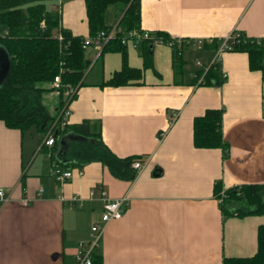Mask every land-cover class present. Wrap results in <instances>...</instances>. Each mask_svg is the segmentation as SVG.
I'll return each instance as SVG.
<instances>
[{"label":"crops","instance_id":"crops-1","mask_svg":"<svg viewBox=\"0 0 264 264\" xmlns=\"http://www.w3.org/2000/svg\"><path fill=\"white\" fill-rule=\"evenodd\" d=\"M45 7L60 13V26L72 35L88 36L84 0H47ZM140 7L141 29L188 40L180 48L182 68L176 71L171 47L153 45V68L143 69L139 80L99 86L120 69L121 54L99 57L100 50L88 45L91 63L65 122L91 121L112 155L147 157L146 165L139 172L119 168V176L100 160L65 167L52 159L50 146L38 149L42 132L33 141L28 129L0 121V188L9 195L0 201V264H73L78 242L87 241L100 220L99 189L110 198L127 197L123 216L106 223L95 251L102 264H224V258L256 251L264 213L224 217L213 186L264 184V75L249 69L245 52L228 50L219 61L221 84L194 77L215 62L228 35L264 38V0H141ZM116 21V9L108 17L106 11V24ZM196 37L203 39L201 48L192 44ZM126 52L128 65L142 68L139 48ZM9 65L0 43V84ZM59 102L52 89L40 95L50 116L58 115ZM207 108L223 111L226 157L222 148L193 144V118ZM55 163L81 167L82 174L74 171L59 183L50 173ZM74 195L81 200L70 208Z\"/></svg>","mask_w":264,"mask_h":264},{"label":"trees","instance_id":"trees-1","mask_svg":"<svg viewBox=\"0 0 264 264\" xmlns=\"http://www.w3.org/2000/svg\"><path fill=\"white\" fill-rule=\"evenodd\" d=\"M47 0H0V43L10 56L8 73L0 86V121L8 128L19 129L21 132L35 126L44 132L52 127L54 143L51 146V157L56 162L64 161L66 166H81L92 160L105 162L115 175L119 176V168L129 169L131 162L139 156L116 158L102 143L98 125L89 120L77 124L62 123L55 116H50L47 109L40 103V95L45 90L39 83H51L56 75L60 76L62 87L59 90V112L62 109L63 87L72 86L75 91L84 84L85 72L90 66L86 56V37H95L102 30L112 25L105 22V14L110 6L117 11V36L107 41L101 48L99 57L104 52H119L121 67L112 75L101 80L99 86H123L137 81L142 70L153 68L152 45L142 40L139 52L142 68L130 67L127 62L126 47L120 43V36L132 30H140L141 0H84L88 36L72 35L60 26V13L47 10ZM115 23V24H116ZM60 33L59 40L56 34ZM157 35L168 39L163 32ZM237 40L231 41L232 51L247 54L250 70H259L264 75V38L248 37L237 33ZM173 62L176 71H180L183 59L178 48L173 47ZM202 75V84L219 85L224 80L219 62L211 64L203 73H196L194 81ZM53 90V89H52ZM33 109L24 112L27 103ZM58 112V113H59ZM222 109L207 108L193 118V144L197 148H222L223 157L228 155V146L222 134ZM68 133L82 136L80 140L70 142L66 153L59 157L60 138ZM63 165V167H64ZM118 172V174H117ZM134 171L128 174L133 178ZM214 194L219 199V209L224 217L259 215L264 213V184H245L223 190L219 182L213 186ZM220 195V196H219ZM257 248L251 256L224 258V264H264V223L257 227ZM91 264H102L101 255L93 253Z\"/></svg>","mask_w":264,"mask_h":264},{"label":"built area","instance_id":"built-area-1","mask_svg":"<svg viewBox=\"0 0 264 264\" xmlns=\"http://www.w3.org/2000/svg\"><path fill=\"white\" fill-rule=\"evenodd\" d=\"M119 28L117 27V23L113 24L111 28L108 30H102L95 37H86L84 39V45H92L96 49L101 50L102 46L109 40L114 39L117 36ZM56 37L60 40L62 38L60 33L56 34ZM238 34H230L225 37L218 47L216 48V53L214 57L215 62H219L221 60L222 54L225 51L230 50L231 48V41L237 40ZM120 43L127 47L138 48L142 40L148 41L152 46L153 45H166L171 48L175 47L180 50L183 44L187 43L188 40L183 37H168V39H164L162 36L157 35L153 31H148L144 29L140 30H132L124 35L120 36ZM192 44H194L197 48H201L203 44L202 38H194ZM199 64V62H197ZM51 88L54 92L59 94V90L62 87L60 76L56 75L52 82L50 83ZM75 89L70 85H65L63 87V108L60 110L58 115L56 116V121L59 120L62 123H65L66 118L68 117L69 111L67 109V105L72 98ZM52 127L48 128L43 136L38 149L42 145L52 146L54 143V138L51 133ZM164 136V132L158 133V139H161ZM147 163V157H140L136 158L131 162V167L135 169V171L139 172ZM77 172L78 174H82L81 167L73 168H64L63 166L55 163L51 167V175L55 181L59 183H63L70 179L73 173ZM223 194V190L221 191ZM89 196H95V191L90 189ZM9 195L0 188V201H6ZM98 199L102 202V211L100 214V220L95 221L92 223L90 230V237L87 241H80L78 242L77 251L74 256V263L73 264H91L92 255L95 253L97 247L99 246V242L104 230V227L107 222L111 220L120 219L123 216L124 206L127 204V197L121 196L119 198H110L107 193L103 189H99ZM81 199L79 196L74 195L69 200V207L72 208L73 206L78 205V202ZM26 203L27 200L24 199Z\"/></svg>","mask_w":264,"mask_h":264},{"label":"water","instance_id":"water-1","mask_svg":"<svg viewBox=\"0 0 264 264\" xmlns=\"http://www.w3.org/2000/svg\"><path fill=\"white\" fill-rule=\"evenodd\" d=\"M10 66V65H9ZM9 70V68H8ZM8 70H7V73H8ZM6 73V75H7ZM6 77V76H5ZM5 79V78H4ZM4 81V80H3ZM3 84V83H2ZM0 84V86L2 85ZM83 137L82 136H79V135H74V134H71V133H68L64 136H62L60 138V143H59V149H58V153L57 155L59 157L62 156V154H64V152L66 151L67 147L69 146V142L72 141V140H78V139H82Z\"/></svg>","mask_w":264,"mask_h":264},{"label":"rangeland","instance_id":"rangeland-1","mask_svg":"<svg viewBox=\"0 0 264 264\" xmlns=\"http://www.w3.org/2000/svg\"><path fill=\"white\" fill-rule=\"evenodd\" d=\"M114 6H110L108 9H107V17L112 13V11H114ZM111 17V16H110ZM44 83H39L38 85H43ZM49 108V105L47 106ZM33 109V105L32 103H27L26 106L24 107V112H29L30 110ZM56 122V119L54 121V123ZM26 135H32L33 136V141H35L37 138H38V132H37V129L35 126H31L26 132H25ZM224 194V192H223ZM223 194H220V195H223ZM219 195V196H220ZM218 199H221L218 197Z\"/></svg>","mask_w":264,"mask_h":264}]
</instances>
